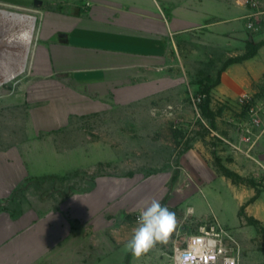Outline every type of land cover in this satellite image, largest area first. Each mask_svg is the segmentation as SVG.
Instances as JSON below:
<instances>
[{"label": "rangeland", "instance_id": "obj_1", "mask_svg": "<svg viewBox=\"0 0 264 264\" xmlns=\"http://www.w3.org/2000/svg\"><path fill=\"white\" fill-rule=\"evenodd\" d=\"M37 31L38 22L25 72L0 87V149L4 160L11 150L17 166L9 171L0 162V201L5 204L20 191L19 206H12L16 217L0 215L4 231L43 225L60 212L70 222L66 243L72 247L65 250L67 258L61 264H174L175 249L216 218L241 241L242 264H264V231L239 217L242 204H247L249 216L248 202L257 192L253 210L264 209V170L259 162L264 159L257 147L264 132L263 110L254 99L242 105L211 95V108L219 114L212 126L201 116V100L196 98L200 72L215 79L229 57L219 44L204 42L203 37L193 45L180 41L178 67L162 81L149 82L144 89L136 79L115 95L93 91L91 96L103 98L104 106L65 129L43 134L28 120L23 95ZM2 43L0 82L2 69L20 68L25 57V46ZM250 107L261 115L260 130L253 127ZM247 130L252 138L242 141ZM176 131L178 141L173 137ZM193 156L201 159L200 165ZM218 164L253 186L234 184L218 171ZM152 199L176 213L177 228L166 245L158 244L136 259L124 251V244L137 215ZM188 208L195 213H188ZM74 247L79 256H73ZM36 264L49 263L41 258Z\"/></svg>", "mask_w": 264, "mask_h": 264}, {"label": "crops", "instance_id": "obj_2", "mask_svg": "<svg viewBox=\"0 0 264 264\" xmlns=\"http://www.w3.org/2000/svg\"><path fill=\"white\" fill-rule=\"evenodd\" d=\"M255 1L257 6L251 7L243 0H0L1 10L31 11L38 22L23 89L28 120L35 131L53 134L104 106L103 98L91 96L93 91L115 95L136 79L144 89L149 82L162 81L178 67L180 41L193 45L203 37L204 42H217L226 56L241 54L247 41L264 40V0ZM250 22L253 29L248 28ZM33 32L34 27L32 39ZM2 36L0 44L21 42ZM6 72L10 70L2 69ZM245 93L263 110L264 120V47L254 58L229 66L211 95L237 103ZM257 147L264 159V132ZM3 153L0 149V162L12 171L17 167L13 152L5 160ZM254 203L248 215L264 228V209L253 210ZM56 214L22 231L5 232L0 220V264H36L41 258L61 264L65 250L72 248L66 243L71 227L67 218ZM73 251L79 256L75 247Z\"/></svg>", "mask_w": 264, "mask_h": 264}, {"label": "built area", "instance_id": "obj_3", "mask_svg": "<svg viewBox=\"0 0 264 264\" xmlns=\"http://www.w3.org/2000/svg\"><path fill=\"white\" fill-rule=\"evenodd\" d=\"M248 6H257L255 0H243ZM254 23L248 24L249 29H253ZM239 101L242 105H251L253 97L245 93L241 95ZM253 114V127L260 130L263 121L258 109L250 107ZM244 133L242 141L251 140V131ZM238 237L228 228L223 226L216 218H213L199 227L186 241L183 247H177L174 254V264H224L229 260V264H242L243 249Z\"/></svg>", "mask_w": 264, "mask_h": 264}, {"label": "trees", "instance_id": "obj_4", "mask_svg": "<svg viewBox=\"0 0 264 264\" xmlns=\"http://www.w3.org/2000/svg\"><path fill=\"white\" fill-rule=\"evenodd\" d=\"M264 47V40L255 42V41H247L245 43L244 51L241 54H237L236 56H229L226 58L224 63L222 64L221 68L217 72V77L215 79L212 78V75H204L202 72H200V81L198 82L199 88L196 95V98L201 100V103L199 105V109L201 112V116L207 120L212 126L215 124L216 118L219 115L218 113H215L211 108L212 103V91L216 86H218L221 82V75L222 73L231 65L233 64H239L244 61L250 60L254 58L257 54L260 48ZM179 132H174L173 137L175 141H178L180 138ZM186 148L190 149L188 144H186ZM218 171L222 173L223 176L226 178L232 180L234 184H248L250 186H253V183H248L247 180L240 176L239 174L225 168L221 164H218L217 166ZM20 191L17 189L11 197H9L5 204L2 203V200L0 201V215L2 213H8L10 218H14L16 209H12V206L18 204V197ZM259 196V192L256 193V195L248 202V204L253 203ZM10 203V204H9ZM247 207V204H244L241 206L239 217L240 219H247L248 223L250 225H256L260 227L262 231H264V228L262 227V224L257 219L247 216L245 213V208Z\"/></svg>", "mask_w": 264, "mask_h": 264}, {"label": "clouds", "instance_id": "obj_5", "mask_svg": "<svg viewBox=\"0 0 264 264\" xmlns=\"http://www.w3.org/2000/svg\"><path fill=\"white\" fill-rule=\"evenodd\" d=\"M187 212L194 214L195 209L188 208ZM135 223L130 239L124 244V251L139 259L158 244L166 245L178 221L174 211H170L159 200L152 199L139 212ZM224 264H229V260L226 259Z\"/></svg>", "mask_w": 264, "mask_h": 264}, {"label": "water", "instance_id": "obj_6", "mask_svg": "<svg viewBox=\"0 0 264 264\" xmlns=\"http://www.w3.org/2000/svg\"><path fill=\"white\" fill-rule=\"evenodd\" d=\"M0 14L2 16H4L5 18H9L12 19L14 22H16V24H20V18L24 17L26 18L29 22L32 21L34 23V27H35V23H36V17L32 16V15H26V14H21L18 12H13V11H7V10H1L0 9ZM19 30V28H18ZM30 53V46H28L27 48H25V57L23 58V60L20 62V68L18 69H14V70H10V72H6L4 75V79L0 82V85L3 83H8L10 81H12L13 79L17 78L20 74L24 73L27 67V60H28V56Z\"/></svg>", "mask_w": 264, "mask_h": 264}, {"label": "bare ground", "instance_id": "obj_7", "mask_svg": "<svg viewBox=\"0 0 264 264\" xmlns=\"http://www.w3.org/2000/svg\"><path fill=\"white\" fill-rule=\"evenodd\" d=\"M20 24L17 25V29L14 30V34H13V38L14 40H16L17 42H20L19 45L21 46H25L24 48H27L28 46L31 47L32 44V31H33V22L32 21H28L26 18L21 17L20 19ZM31 26V27H30ZM19 28V30H18ZM30 31V34H28V36H26L24 34V32L26 30ZM3 33V32H2ZM24 34V35H23ZM3 35V34H2ZM3 37V36H2ZM3 40V39H2ZM3 44V43H2ZM18 44V43H17ZM2 46V45H1Z\"/></svg>", "mask_w": 264, "mask_h": 264}, {"label": "flooded vegetation", "instance_id": "obj_8", "mask_svg": "<svg viewBox=\"0 0 264 264\" xmlns=\"http://www.w3.org/2000/svg\"><path fill=\"white\" fill-rule=\"evenodd\" d=\"M15 29H17L16 22H14L12 19H7L0 14V37L2 36V34L6 36L9 35V33L14 31Z\"/></svg>", "mask_w": 264, "mask_h": 264}]
</instances>
